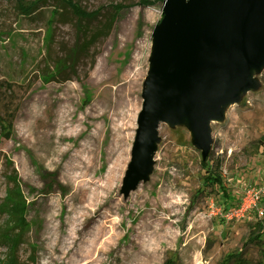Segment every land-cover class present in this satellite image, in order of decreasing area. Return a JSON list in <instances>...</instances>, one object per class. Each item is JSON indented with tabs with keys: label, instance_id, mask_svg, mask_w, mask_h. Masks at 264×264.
<instances>
[{
	"label": "rangeland",
	"instance_id": "rangeland-1",
	"mask_svg": "<svg viewBox=\"0 0 264 264\" xmlns=\"http://www.w3.org/2000/svg\"><path fill=\"white\" fill-rule=\"evenodd\" d=\"M73 1L98 12L96 19L79 23L53 1L26 17L16 0H0V116L13 115L9 139L0 134V153L18 176L29 228L17 264H69L102 223L97 251L81 264H233L230 255L241 264H264V237L260 245L248 241L264 218L226 222L219 214L236 206L248 185L264 187V68L253 73L254 89L210 124L207 162L220 167L223 190L203 185L201 152L186 126L161 124L150 175L123 196L161 2ZM53 9L59 15L48 25ZM99 31L102 37L89 44ZM62 61L70 69L55 77L53 67ZM47 69L54 81L43 78ZM58 110L68 115L62 129ZM5 160L0 205L11 172ZM4 220L0 214V227ZM74 220L84 227L67 251ZM140 236H147L153 257L140 254ZM7 254L1 246L0 262Z\"/></svg>",
	"mask_w": 264,
	"mask_h": 264
},
{
	"label": "water",
	"instance_id": "water-1",
	"mask_svg": "<svg viewBox=\"0 0 264 264\" xmlns=\"http://www.w3.org/2000/svg\"><path fill=\"white\" fill-rule=\"evenodd\" d=\"M121 194L151 173L161 124L185 125L206 160L210 124L254 89L264 68V0H163Z\"/></svg>",
	"mask_w": 264,
	"mask_h": 264
},
{
	"label": "trees",
	"instance_id": "trees-1",
	"mask_svg": "<svg viewBox=\"0 0 264 264\" xmlns=\"http://www.w3.org/2000/svg\"><path fill=\"white\" fill-rule=\"evenodd\" d=\"M48 1L60 3L66 8H68L79 23L93 21L96 19V16L98 14V12H85L73 0H36L30 5H25L21 0H16V3L19 13L22 16L29 17L39 11V9H41V7H43V5L46 4ZM160 2L162 3L163 0H160ZM58 15L59 13L55 9L51 10L47 24H52ZM114 18L115 15H113L109 26L106 27L108 32L111 28ZM107 31L105 32V35L107 34ZM102 35L103 34L101 31L97 32L96 34L91 36L88 43H94L99 37H102ZM78 51L79 49L72 50V54L67 60L72 62L73 58L75 57V55H77ZM67 63L68 62L63 61L57 63L53 67L54 76H59L67 69H70V66H66ZM48 71L49 70L47 69L43 73V78L46 80V82L54 81L53 79L56 76L53 78L51 73ZM12 123V114H4V116H0V134L3 135V137L6 139H9L10 137ZM208 158L209 155L207 156L206 160H203L202 163L203 172L201 174V177L203 185L208 188L217 187L218 189L223 190V178L221 176V173L219 172L220 167L218 165H209V163L207 162ZM2 159L5 160V156L0 153V161ZM5 165L9 169H11V172L8 175H5V180L8 184V188L5 192L4 200L0 205V214L5 216L4 223L2 227H0V247H5L8 254L6 255V259L0 262V264H17V252L19 247L25 244L29 228L25 218L26 204L22 195L18 176L15 170L13 169V165L11 162L5 160ZM225 198L228 199V196H225ZM255 230L257 231L255 232ZM250 232V238L248 239V241L260 245V240L262 237H264V225L258 222L254 226V229ZM239 258V255H230L227 261H232L233 264H241L237 262ZM225 264H228V262Z\"/></svg>",
	"mask_w": 264,
	"mask_h": 264
},
{
	"label": "bare ground",
	"instance_id": "bare-ground-1",
	"mask_svg": "<svg viewBox=\"0 0 264 264\" xmlns=\"http://www.w3.org/2000/svg\"><path fill=\"white\" fill-rule=\"evenodd\" d=\"M58 114H60L59 116V127L61 128L62 125L67 122V113L66 112H61L60 110L57 111ZM62 129V128H61ZM49 135H51V133H48ZM73 132L68 133V135H72ZM72 180H75V178H71ZM85 192L81 191L80 196L81 198H84ZM98 194L92 193V199L91 201L94 202L97 199ZM93 217L95 215V213H92ZM98 218H100V220L105 219V214H100L97 216ZM82 218L86 219L87 216L82 215ZM74 229L73 231V235L70 236L68 238L67 241H64L63 245L65 247V249L67 251H70V249L72 248V246L75 245L76 240H75V235L79 234L80 231H82V228L84 227L83 224H77V220H74ZM79 227H81V229L79 230ZM105 226L104 223L101 224L100 229L97 232H93L91 235H89L90 241L86 242V244L84 245V249H77L76 253H77V259H71L69 260V264H81L84 263L88 260L92 259V256L94 254V252L97 251L96 246L98 245V241L100 240V237H103L105 235ZM146 237L147 236H140L137 237V241L139 242V248H140V254H145V255H149L150 257H153L155 255V249L148 244L149 240L146 241ZM87 264H92L91 262L87 263Z\"/></svg>",
	"mask_w": 264,
	"mask_h": 264
},
{
	"label": "built area",
	"instance_id": "built-area-1",
	"mask_svg": "<svg viewBox=\"0 0 264 264\" xmlns=\"http://www.w3.org/2000/svg\"><path fill=\"white\" fill-rule=\"evenodd\" d=\"M262 199H264V187L250 184L236 206L219 214L226 222L251 221L253 215L256 219L262 220L264 218V208L260 205Z\"/></svg>",
	"mask_w": 264,
	"mask_h": 264
}]
</instances>
